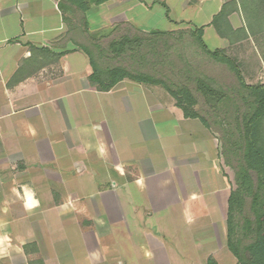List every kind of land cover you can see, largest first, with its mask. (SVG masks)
<instances>
[{
    "label": "crops",
    "instance_id": "0c3cea01",
    "mask_svg": "<svg viewBox=\"0 0 264 264\" xmlns=\"http://www.w3.org/2000/svg\"><path fill=\"white\" fill-rule=\"evenodd\" d=\"M234 1L0 0V264L218 261L234 171L216 133L160 84L99 88L91 61L108 66L99 39L180 25L225 49L213 19L226 5L243 30Z\"/></svg>",
    "mask_w": 264,
    "mask_h": 264
},
{
    "label": "rangeland",
    "instance_id": "374dc122",
    "mask_svg": "<svg viewBox=\"0 0 264 264\" xmlns=\"http://www.w3.org/2000/svg\"><path fill=\"white\" fill-rule=\"evenodd\" d=\"M243 3V30L225 29L229 34V45L223 50L237 63L247 83H264V0H243ZM223 23L225 26L226 23ZM122 33L129 35L131 32ZM166 33L168 34L162 36H146L144 32H138L136 40L126 36L128 40L116 51L110 47V44L121 42L125 36L99 39V46L102 48L100 55L104 58L101 60L108 65L107 67H122L131 73L148 74L163 79L172 86L185 85L186 76L188 78L187 68L193 71L191 75H203L209 78L216 88L225 92L228 99L223 104L208 107L204 103V97L199 94L198 103L194 107L209 120L221 138L224 157L237 167L239 155L235 154L231 143L238 138L236 116L240 112H250V105L243 103L241 96L236 95L238 82L235 75L226 64L215 62L203 53L191 28L187 25H180L176 30ZM208 44H212L209 39ZM252 177L256 181L254 173ZM245 199L241 211H235L233 214L235 227L233 236L239 246L252 239V233L247 228H243L244 218L253 220L254 217L250 209V196ZM219 238L222 243L225 241L223 231L219 232ZM226 247L219 252L218 262L239 264Z\"/></svg>",
    "mask_w": 264,
    "mask_h": 264
},
{
    "label": "trees",
    "instance_id": "16d2710c",
    "mask_svg": "<svg viewBox=\"0 0 264 264\" xmlns=\"http://www.w3.org/2000/svg\"><path fill=\"white\" fill-rule=\"evenodd\" d=\"M104 0H98L102 2ZM236 0L234 1V3ZM240 7L244 10L243 0H238ZM226 5L221 8L219 15L214 17L213 25L222 36L229 37L225 29H231L229 22L224 20ZM225 22L227 28L223 25ZM168 33L151 32L152 36H162ZM192 34L197 40L198 46L204 54L215 62L224 63L235 75L238 88L235 89L236 95H240L243 103H249L250 112H240L236 116L237 140L232 141L234 152L238 156V166H234L223 155V142L219 135L211 126L209 120L204 115H199L195 110L198 103L199 94L204 97V103L208 107L223 104L228 97L220 88H216L209 78L203 75L192 74L193 71L187 68L188 78L185 85L169 84L163 79L155 78L148 74L131 73L122 67H107L105 70L99 69L91 61L93 67L92 78L98 80L99 88L108 89L118 80L124 77L135 79L139 82L160 84L175 98L176 104L183 110L187 117H199L214 132L219 140L220 156L224 163L232 167L234 171L235 187L230 191L227 200L226 218V246L235 256L239 264H264V83L249 84L245 81L242 71L237 63L227 55L223 49L210 50L202 39V29L196 28ZM128 37H124L121 42H112L110 47L115 51L121 49ZM133 38H137L134 36ZM186 72V70H185ZM201 114V113H200ZM239 127V128H238ZM232 146V148H233ZM233 152V151H232ZM233 152V153H234ZM252 173L256 176L253 180ZM250 196V209L254 217L253 220L244 218L243 228H247L252 233L250 242L239 246L234 241V212L241 211L245 205V198ZM205 264H220L216 259L210 257Z\"/></svg>",
    "mask_w": 264,
    "mask_h": 264
},
{
    "label": "clouds",
    "instance_id": "9594fccd",
    "mask_svg": "<svg viewBox=\"0 0 264 264\" xmlns=\"http://www.w3.org/2000/svg\"><path fill=\"white\" fill-rule=\"evenodd\" d=\"M99 151L101 153L104 152L103 146L99 148ZM24 200H25V207L28 209L37 207L39 204V201L34 198L33 192L26 187L24 189ZM9 243H10V238L7 235L0 236V255L6 254L5 245ZM146 255H150V253H146Z\"/></svg>",
    "mask_w": 264,
    "mask_h": 264
}]
</instances>
